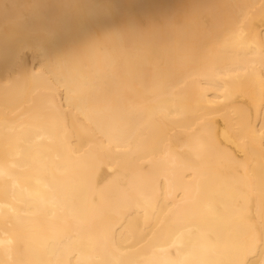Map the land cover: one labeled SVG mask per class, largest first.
Returning a JSON list of instances; mask_svg holds the SVG:
<instances>
[{"label": "bare ground", "instance_id": "obj_1", "mask_svg": "<svg viewBox=\"0 0 264 264\" xmlns=\"http://www.w3.org/2000/svg\"><path fill=\"white\" fill-rule=\"evenodd\" d=\"M0 264H264V0H0Z\"/></svg>", "mask_w": 264, "mask_h": 264}]
</instances>
